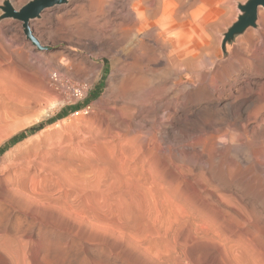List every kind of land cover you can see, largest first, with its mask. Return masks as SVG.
<instances>
[{"label": "rangeland", "instance_id": "374dc122", "mask_svg": "<svg viewBox=\"0 0 264 264\" xmlns=\"http://www.w3.org/2000/svg\"><path fill=\"white\" fill-rule=\"evenodd\" d=\"M91 1L67 0L32 21L41 48L0 8V169L22 143L41 145L22 202H0V264H264L263 7L257 27L225 49L247 0L225 1L227 17L204 33L186 25L199 50L176 68L158 25L130 24L129 0ZM141 39L150 53L140 54ZM140 73L168 94L123 114L122 78Z\"/></svg>", "mask_w": 264, "mask_h": 264}, {"label": "bare ground", "instance_id": "6f19581e", "mask_svg": "<svg viewBox=\"0 0 264 264\" xmlns=\"http://www.w3.org/2000/svg\"><path fill=\"white\" fill-rule=\"evenodd\" d=\"M108 1L109 0H92L91 1L92 3L90 2V4L91 5L93 4L96 8L104 6V9H105L107 7V6L105 7V5L108 4ZM129 1L131 3V6H130L131 7V9H130L131 13L129 14V19H131L130 20V22H131L130 24L135 23V25H136L135 27H138L137 30L138 29L142 30L141 28L144 27V26L146 27V24L149 21H152L151 24H153L154 26H155V24H156V26L158 25V27L161 30L158 33V35L160 37V40L162 42H164L165 45L167 46L166 50L164 52V56L167 58V62L171 66L176 67V68H181V67L183 68V66H185L186 68H189L194 63V59L196 58L197 51L199 50L198 42H194V41L191 40V38L188 39L186 36H184V34H183L184 30L183 29H186L185 26L186 25H190L192 27L193 26H196V27L198 26L200 28V30H201V31L200 30L199 31L204 33L209 28V26L212 24V22L216 18H217V20L222 21V20H224V18L227 17L228 5L226 6L224 2L225 1L228 2V0H196V1H194V3L197 2V1H200L201 3L203 2L204 5H205L204 10L201 11L202 10L201 9L200 10L201 12H198V14H196V13H194V12H192L190 10V8L193 5V3H191V4L186 6V4H185L186 2L184 0H129ZM11 2H12L13 5H15L13 0H11ZM110 4H111V2H110ZM110 4H108V5L111 6ZM50 8H52V7H50ZM183 9L185 10V13L182 12V11L181 12L183 14H185L184 16H182V14L180 15V13H179L180 10H183ZM94 10H95V8H94ZM96 11H97V9H96ZM100 11L102 13V10H100ZM259 11H260V9H259ZM133 15L135 16V18H132ZM40 17H42V16H40ZM39 18L31 19L30 22H29V26L31 27V22L35 21V20H37ZM134 19L136 20V22H135ZM213 25H215V24H213ZM125 28H126V26H125ZM127 29L128 28H126V31H125V34H124L125 35L124 40L126 38V41L127 40L131 41V40L134 39V38L132 39V36H134L133 35V30H132L133 27H131V29H129V30H127ZM140 30H139V32H141ZM145 30H147V29L145 28ZM123 31H122V33H123ZM191 32L194 33L192 31V28H191ZM144 35H145V33H144ZM195 35L196 34L194 33V36ZM144 37H142V38H144ZM147 37H148V33H147ZM0 40H1V38H0ZM136 42H137V40H136ZM138 42H140L139 46H138L139 47L138 50H139L141 55L142 54L145 55V54L151 52V48L149 47V45L147 46V44H146L147 42L145 43L142 39L140 41H138ZM199 42H201V40ZM0 47H1V45H0ZM0 50H1V48H0ZM165 70H166V68L164 69V71ZM163 79H164V77H163ZM177 83H179V82L178 81L174 82L175 85H177ZM120 88H121V90H119V91H120V93H122L121 96L125 97V98L123 97L124 99L121 101L122 102V106H121L120 112L122 111V113L123 112L124 113L130 112L132 110H136L138 108H141L142 106L147 107L146 106L147 103H148L147 105H149V104L152 105L153 101L151 103L148 102L150 99L153 100L155 95H156V97H158L159 95H163L164 94L163 90L167 91V87L165 85H163L160 82L158 84V81L157 80L155 81V78H153L151 76H148V75H146L144 73H140L138 75L137 74L136 75L133 74L131 76H128V74H127L126 76H124L122 78V85H121ZM152 92L154 93L153 98L151 96ZM119 94H118L117 97H120ZM166 94H168V93H166ZM166 94H164V95H166ZM159 97L162 98L161 96H159ZM155 99H157V98H155ZM175 99H177V98H175ZM132 105H135L137 107L134 108V107H132ZM119 108H118V110H119ZM115 109H112V113L114 112L113 110H115ZM118 113L119 112H116L115 113L116 115L114 113L113 114L116 117H118V119H119ZM122 113H120V115H122ZM114 115H112V116H114ZM33 142H35V141L33 140ZM22 145L23 146H18L16 149L14 148L15 150H13L11 153H9L8 156H6V159H7L6 160V164L2 167V169H0V202H1V200H9L10 202H13L14 205L16 203H18L21 200L20 197H23V196H19L20 194H22V193H20L21 192V190H20L21 187L24 186V184L27 183L28 181L30 182V179L32 178V175L36 171V165H37L36 162H37L39 154H41L40 153L41 152V149H40L41 145L38 144V146H37L36 143H28V142H24V143H22ZM42 150L44 151V148ZM260 150H261V148H260ZM262 154H264V153L262 152ZM258 155H260V154H258ZM258 155H256L254 158L250 157V158H252V160L250 162L254 163L253 161L255 160V158L258 157ZM217 156H219V154H217ZM247 156H250V155H247ZM217 158H219L221 161L223 159L222 156H221L222 159L220 157H217ZM213 159L215 160V158H213ZM218 160H215V161L218 162ZM220 160H219V162H220ZM260 160H261V158H260ZM222 163H223V161L221 162V164ZM252 163L249 164V165L252 166L253 165ZM224 165H227L226 161H225ZM247 166H245V167H247ZM230 167L231 166H229V168ZM234 170H236V169H234ZM250 170H251V167H250ZM230 171H232V168H231ZM230 171L229 172L227 171V172L230 173ZM239 171L240 172H245V171H241L240 168H239ZM253 173H254V175L256 174L255 172H253ZM236 175H238V174H236ZM241 175L243 176V174H241ZM241 175L240 176L238 175V176L241 177ZM250 175H251V173H250ZM256 177H258V175ZM259 177H261V176H259ZM254 179L256 180V178H254ZM255 180H253V181H255ZM257 180H258V178H257ZM261 180L263 181V179H261ZM258 181H260V180H258ZM259 183H262V182H259ZM25 185H27V184H25ZM259 185H261V184H259ZM262 190L264 191V186H263ZM15 201H18V202H15ZM2 202H4V201H2ZM21 202L22 201H20V203ZM17 205H19V203ZM2 206H5V205H2ZM9 206H12V205H9ZM7 207H8V205H7ZM3 209H5V208H3ZM0 210H2V209L0 208Z\"/></svg>", "mask_w": 264, "mask_h": 264}, {"label": "water", "instance_id": "95a60500", "mask_svg": "<svg viewBox=\"0 0 264 264\" xmlns=\"http://www.w3.org/2000/svg\"><path fill=\"white\" fill-rule=\"evenodd\" d=\"M67 0H30L20 9H16L11 0H5L0 7L3 11L1 19L14 18L23 23L27 38L37 45H40L38 39L33 35L29 22L31 19L39 18L41 13L47 8L55 5L66 3ZM264 8V0H247L245 3H240L238 8L240 14L228 31L224 34L222 46L225 49L230 43H233L236 37L245 33L251 27H257L259 8Z\"/></svg>", "mask_w": 264, "mask_h": 264}, {"label": "trees", "instance_id": "16d2710c", "mask_svg": "<svg viewBox=\"0 0 264 264\" xmlns=\"http://www.w3.org/2000/svg\"><path fill=\"white\" fill-rule=\"evenodd\" d=\"M65 114V113H64ZM62 117H65V116H62ZM45 127V123H40L38 125H33L31 126L30 128L16 134L14 137L11 138V142H15L17 140H19V138H21L22 136H25L24 134L26 132H36V131H40L42 130L43 128Z\"/></svg>", "mask_w": 264, "mask_h": 264}, {"label": "built area", "instance_id": "2783aa9c", "mask_svg": "<svg viewBox=\"0 0 264 264\" xmlns=\"http://www.w3.org/2000/svg\"><path fill=\"white\" fill-rule=\"evenodd\" d=\"M73 92H74L76 95H81V94H82L81 91H80V89H78V88H74V89H73ZM90 107H91V106L88 105L87 107L83 108V109L81 110V112H89Z\"/></svg>", "mask_w": 264, "mask_h": 264}]
</instances>
